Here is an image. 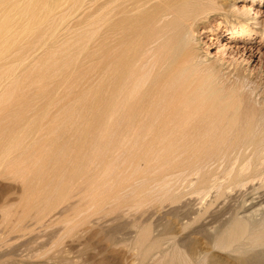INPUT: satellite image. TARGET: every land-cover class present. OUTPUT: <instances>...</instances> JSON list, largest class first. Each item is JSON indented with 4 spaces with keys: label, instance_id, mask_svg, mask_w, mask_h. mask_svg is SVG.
<instances>
[{
    "label": "bare ground",
    "instance_id": "obj_1",
    "mask_svg": "<svg viewBox=\"0 0 264 264\" xmlns=\"http://www.w3.org/2000/svg\"><path fill=\"white\" fill-rule=\"evenodd\" d=\"M262 47L264 0H0V264H264Z\"/></svg>",
    "mask_w": 264,
    "mask_h": 264
},
{
    "label": "rangeland",
    "instance_id": "obj_2",
    "mask_svg": "<svg viewBox=\"0 0 264 264\" xmlns=\"http://www.w3.org/2000/svg\"><path fill=\"white\" fill-rule=\"evenodd\" d=\"M77 15H81V12L74 13L72 17H76ZM224 39H225V37L223 36L222 40H224ZM262 49H264V47H262ZM262 67L263 68L261 70L260 69H257V70L254 69V72H252L253 75L252 76H249V79L246 82V85L250 87V89L253 91V93H256V95H259V96H264V66L262 65ZM8 250L10 251L11 248L8 249ZM0 251H2L3 253L6 252L5 250H2V248L0 249ZM20 254L21 253H19V252H15V256L17 257V258H15L16 260L17 259L20 260L19 259L20 257L24 258L25 255H26L24 253H22L21 255ZM0 255H1L0 257H2V253L1 252H0ZM11 259H12L11 261H8L10 263H6V264H13L12 261L13 260L15 261V259H13V258H11ZM29 262L30 261L28 260L25 264H30ZM14 264H19V262L18 261H15Z\"/></svg>",
    "mask_w": 264,
    "mask_h": 264
}]
</instances>
